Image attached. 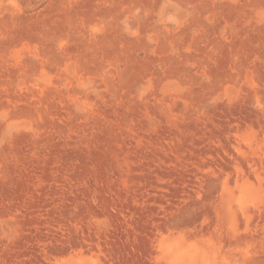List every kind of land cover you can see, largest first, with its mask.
Segmentation results:
<instances>
[{
	"label": "rangeland",
	"instance_id": "1",
	"mask_svg": "<svg viewBox=\"0 0 264 264\" xmlns=\"http://www.w3.org/2000/svg\"><path fill=\"white\" fill-rule=\"evenodd\" d=\"M0 264H264V0H0Z\"/></svg>",
	"mask_w": 264,
	"mask_h": 264
}]
</instances>
